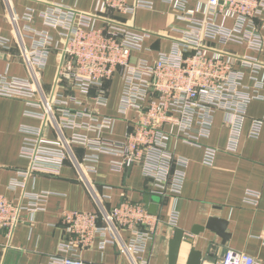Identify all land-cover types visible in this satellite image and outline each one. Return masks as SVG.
I'll return each instance as SVG.
<instances>
[{
	"label": "built area",
	"instance_id": "obj_1",
	"mask_svg": "<svg viewBox=\"0 0 264 264\" xmlns=\"http://www.w3.org/2000/svg\"><path fill=\"white\" fill-rule=\"evenodd\" d=\"M163 1L177 13L168 33L121 19L140 8L152 9L151 0H98L95 12L51 5L39 14L45 26L42 29L34 27V9L18 15L10 0H5L6 16L28 75L0 74V96L25 98L36 109L28 115L43 123L22 128L26 138L21 152L30 160L24 174L57 175L69 161L98 207L94 211H62L61 220L71 237L62 245L66 255L57 258L56 264H93L70 251L76 249L75 243L90 247L98 234L109 235L108 241L129 255L132 264H146L140 254L156 234L160 219L141 202L125 200L112 209L106 206L105 196L92 178L102 155L111 156L116 171L141 166L144 176L152 181V193L162 198L180 194L188 159L176 155L172 140L204 147V163L214 165L218 149L205 143L211 137L216 114H226L230 128L227 149L236 152L248 107L262 97L258 59L232 53L228 45L243 44L261 51L264 36L258 29L264 28V0H194V7L190 6L192 0ZM152 37L170 39L171 49L159 51L153 59L137 55L154 51L147 45ZM10 42L0 34V56L11 51ZM56 51L55 81L46 89L43 72ZM245 67L251 69L249 76ZM117 76L122 80L118 114L102 113L110 103L108 85ZM120 119L126 131L116 138L111 135ZM263 122L253 120L248 135L258 137ZM50 128L55 138L49 137ZM77 146L87 150L82 158L75 152ZM48 195L24 193L21 199L30 200L24 206L0 194V229L11 238L16 227L26 221L24 210H44ZM259 199V193L247 192L246 201L257 203ZM177 215L171 216L174 225ZM122 229L131 233L128 240ZM200 264L259 263L248 253L229 250L214 262Z\"/></svg>",
	"mask_w": 264,
	"mask_h": 264
},
{
	"label": "crops",
	"instance_id": "obj_2",
	"mask_svg": "<svg viewBox=\"0 0 264 264\" xmlns=\"http://www.w3.org/2000/svg\"><path fill=\"white\" fill-rule=\"evenodd\" d=\"M98 0H10L14 12L23 15L28 9H34L36 19L34 27L45 28L39 14L51 5L66 6L83 12H95ZM152 9L140 8L134 15L122 16L130 24L162 33H168L175 23L176 12L163 0H151ZM196 5L191 1V7ZM264 18V14H263ZM21 23H25L21 21ZM50 31L55 35L53 29ZM264 36V29L261 31ZM0 34L11 39V51L0 56V74L15 77H27L28 72L24 61L19 56V47L14 38L13 25L6 16L5 0H0ZM30 45L31 40L26 38ZM152 46V53L138 52L137 55L153 59L159 51H169L172 41L168 38L152 37L147 41ZM230 52L258 59L262 66L259 76L263 86L261 98L254 99L248 107L239 147L236 152L227 149L230 128L226 114L220 111L215 116L211 137L205 145L218 149L214 165L204 163V147L186 145L172 140L171 148L176 155L188 159L186 178L180 194H169L165 198L151 192L152 181L147 179L141 166L133 165L123 171L113 170L111 156L102 155L98 171L92 178L105 196L109 209L125 200L141 202L148 206H156L159 226L153 239L150 240L141 259L146 264H169L170 241L176 231L184 233L177 264H187L192 250L200 251L201 262H214L227 251L245 252L264 264V122L258 137L248 135L252 121L264 120V47L257 51L243 44L231 43ZM59 52L49 57L43 72L46 89H50L55 81ZM249 76L251 69H244ZM247 82L249 78L246 79ZM110 87V103L101 109L102 113L118 114L122 80L115 77ZM89 106L93 108L92 102ZM36 110L28 105L23 97L0 96V194L13 200L21 201L24 206L29 198H22L24 193H49L44 210L31 213L24 210L26 221L20 223L11 238L0 229V264H56L55 260L66 253L62 245L71 237L67 227L61 220L65 209L79 211L97 210L96 201L88 187L79 179L78 172L71 162H67L57 175L38 172L25 175L30 160L22 155V147L26 133L24 126L41 127L42 122L35 116L28 115ZM125 122H117L113 137L122 138L125 134ZM50 138L55 132L47 129ZM110 136L109 133H105ZM75 152L82 158L87 152L81 146ZM247 192L259 193L257 203L246 201ZM148 197V202H147ZM178 213L176 224L171 223L173 213ZM212 220H217L220 227L224 225L228 237L224 238L214 227H206ZM204 227L194 233V228ZM125 239L131 236L127 229H122ZM109 235H96L90 247H82L75 243L74 250L81 259L93 264H132L129 255L120 247L108 241ZM107 240L106 242H104ZM104 242V243H103Z\"/></svg>",
	"mask_w": 264,
	"mask_h": 264
},
{
	"label": "water",
	"instance_id": "obj_3",
	"mask_svg": "<svg viewBox=\"0 0 264 264\" xmlns=\"http://www.w3.org/2000/svg\"><path fill=\"white\" fill-rule=\"evenodd\" d=\"M159 196L156 197L157 200H159ZM147 202H148V197H147ZM149 211L152 214L156 213V206L155 205H150L149 207ZM224 225L222 227L219 226L218 221L217 220H212L208 223V225L206 227L208 228H216L218 230V232L223 235L224 238L228 237L229 234L226 233V230L224 228ZM204 227H196L194 228V233H198L200 231L203 230ZM184 231L182 229H178L176 231V235L175 237L170 241V257H169V264H177L178 263V259H179V254H180V249H181V245H182V241H183V237H184ZM201 259H202V254L200 251L197 250H192L188 259L187 264H200L201 263Z\"/></svg>",
	"mask_w": 264,
	"mask_h": 264
},
{
	"label": "rangeland",
	"instance_id": "obj_4",
	"mask_svg": "<svg viewBox=\"0 0 264 264\" xmlns=\"http://www.w3.org/2000/svg\"><path fill=\"white\" fill-rule=\"evenodd\" d=\"M262 29H264L262 26H261L260 29H258V32H259L260 35H262V33H261ZM262 36H263V35H262ZM130 167H131V166H130Z\"/></svg>",
	"mask_w": 264,
	"mask_h": 264
}]
</instances>
